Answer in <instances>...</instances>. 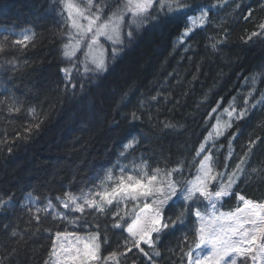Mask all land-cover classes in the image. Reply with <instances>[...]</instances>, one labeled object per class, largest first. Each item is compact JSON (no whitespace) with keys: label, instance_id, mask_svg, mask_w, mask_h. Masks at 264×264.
Wrapping results in <instances>:
<instances>
[{"label":"trees","instance_id":"trees-1","mask_svg":"<svg viewBox=\"0 0 264 264\" xmlns=\"http://www.w3.org/2000/svg\"><path fill=\"white\" fill-rule=\"evenodd\" d=\"M195 3L211 9L209 23L184 43L179 38L186 17L161 15L133 29L130 42L125 37L123 50L109 59L106 72L85 79L74 70L69 83L61 71L70 65L62 56L68 29L60 0H0V199L11 198L0 208V264H45L56 239L53 225L86 234L99 224L101 235L107 236L102 255L126 252L127 232L112 227L111 213H93L76 226L51 217L37 225L28 199L35 201L34 207L49 199L58 203L56 198L66 191L79 195L92 188L109 169L119 176L121 167L132 171L142 162L149 170L182 166L177 178L196 174L203 155L197 157L195 150L214 120L208 113L244 91V80L264 66V35L251 36L262 31L264 0ZM23 31L31 35L27 45L13 43L14 33ZM262 102L208 147L220 171L228 139L234 138L230 170L245 161L234 191L257 201H264ZM133 111L140 119H131ZM169 123L174 127L164 126ZM133 136L139 143L120 156ZM174 201L166 206V216L183 205L182 198ZM239 203L233 194L221 208L231 210ZM93 216L99 218L94 221ZM190 227L177 225L160 233L155 245L159 256L149 260L133 248L118 257L120 264H181L180 245Z\"/></svg>","mask_w":264,"mask_h":264},{"label":"snow or ice","instance_id":"snow-or-ice-1","mask_svg":"<svg viewBox=\"0 0 264 264\" xmlns=\"http://www.w3.org/2000/svg\"><path fill=\"white\" fill-rule=\"evenodd\" d=\"M60 3L61 16L68 29L62 56L70 65L61 68V71L69 83H72L74 70L85 79L106 72L109 59L114 60L123 50L125 37L129 42L133 39V27L138 30L148 21L159 19L161 15H184L187 23L179 38L182 44L197 28L203 29L209 23L211 11L208 7L197 5L195 0H119L117 6L111 8L107 15V0H87L86 4L78 0H60ZM65 12L66 17L63 15ZM259 27L262 31L253 32L251 36L264 35V23ZM4 39L7 40L8 37L5 36ZM30 39L27 31H24L13 43L26 46ZM220 42L217 40L216 43ZM108 45L111 46L110 50ZM211 46L216 48L215 43ZM3 51L4 45L0 43V52ZM253 82L255 83V78ZM72 86L74 88L75 84ZM244 103L248 104V100ZM218 107L219 105L211 109L208 113L209 119L217 112ZM223 111L230 120L243 119L247 113L245 108L234 116L237 109L231 106ZM130 115L132 120L140 119L135 111ZM215 120L216 123L211 126L212 131L208 132L199 148L195 150L197 157L202 153L207 154L199 160L196 174L191 178H177L175 174L183 170L179 165L171 169L156 167L149 170L147 164L142 162L139 166L133 165L132 171H128L126 166L121 167L119 176L109 169L105 177L92 188L82 191L79 195L66 191L62 197L56 198L58 203L49 199L42 206L34 207L29 200L30 212H34L32 219L36 220L37 225L51 217L52 221H67L76 226L79 220L87 223L86 217L92 216L93 213H111L112 227L126 231L130 238L124 241L126 252L112 251L105 256L101 253V246L107 242V236L101 235L99 224L96 225V231H88L85 235L68 229L61 231L53 225L56 228V239L52 244L50 259L46 260L45 264H120L118 257L126 256L133 248L150 260L152 255H160L155 246L160 233L177 225H191L180 245L181 264L185 261L186 264H248L249 261L251 264H264V201L253 200L234 191L244 172L243 158L230 173L217 169L207 144L210 140L214 143L213 132L216 137L222 136L232 124L229 121L222 125L219 116H216ZM164 126L174 127L171 123ZM35 127H39V124ZM138 143L133 136L124 144L120 156L126 157ZM249 143L251 145L255 141ZM230 157L231 140L229 156L225 157V160ZM224 166L228 167L226 163ZM233 194L241 203L234 211H221L223 199ZM29 196L32 194L29 193ZM174 198H182L183 205L173 216H166L165 208L169 206L170 201L175 203ZM10 199H0V208L9 204ZM61 208L65 211H60ZM68 213L80 215L70 216ZM192 217L195 219L192 220ZM98 218L93 216L94 221ZM62 237L72 238L71 246L61 244L58 249L57 241ZM145 245L152 251L149 252Z\"/></svg>","mask_w":264,"mask_h":264},{"label":"rangeland","instance_id":"rangeland-1","mask_svg":"<svg viewBox=\"0 0 264 264\" xmlns=\"http://www.w3.org/2000/svg\"><path fill=\"white\" fill-rule=\"evenodd\" d=\"M78 2L82 3V4H86L87 0H78ZM107 3H108V8H106L105 10V15L108 14V11L111 9V8H115L117 6V4L119 3V0H107ZM65 15L67 16V13L65 12ZM133 29H135V27H133ZM24 32V31H23ZM22 32H15L14 35L18 38L20 36ZM28 35H30V33L27 31ZM187 38V37H186ZM185 38V40H186ZM107 44V42H105ZM108 47H111L110 45H108ZM255 78V83L253 82ZM264 79V66H262L261 68L259 69H256L252 74H250L243 82V88L245 89L244 91H241L239 92L238 94L234 95L226 104H224V106H222L221 108L218 107L217 109V112L214 113V120H213V124L216 123V120H215V117L216 116H219L220 119H221V123L222 125L225 123V122H229L233 124L236 122V121H239V120H242V119H231L228 117L227 113H225L223 111L224 108H227L229 106L237 109L236 113H234V116L238 115L239 114V111L242 110V109H247V113L244 117L247 116L248 112L256 107H260L261 104L263 103L262 101H264V84H261L262 81ZM262 85V86H261ZM260 89L259 90V88ZM252 93V95H249V93ZM248 100V104H245L244 101L245 100ZM252 100V101H251ZM251 102V104H250ZM211 125V126H212ZM232 128V127H231ZM231 128H227L226 131L224 132V134L222 136H219V137H216V134L215 132H213V138H214V143H216L218 140H220L221 138H223L225 136V134L231 129ZM209 131H212V127H210ZM208 131V132H209ZM208 135V133H207ZM206 135V136H207ZM231 140V145L233 143V140L234 138H229L228 139V145H229V141ZM204 141V140H203ZM213 143V140H210L207 144V147H209L210 145L214 144ZM205 153H202L201 155H204ZM234 153H233V150H231V157L229 159L226 160V164L228 165L227 168H225V166H223V169H221L220 171H227V172H232V170H230L229 168V161L230 159L233 157ZM229 156V153L226 154V157ZM223 164L225 165V162H223ZM139 166V165H137ZM29 200L32 201V205H35V201L32 200V199H28L27 203H29ZM121 208H123V205L120 206ZM221 211H224V212H228V211H234V209H231V210H223L222 208H220ZM80 235H85V234H80ZM128 235V234H127ZM128 239H130L128 237ZM71 243H72V238H68V239H64L63 237L61 238L60 241H57V248L59 249L60 248V245L63 244L64 246H71ZM109 264H114L113 262H109ZM248 264H251V261L248 262Z\"/></svg>","mask_w":264,"mask_h":264}]
</instances>
